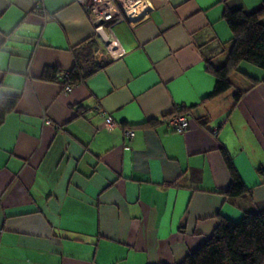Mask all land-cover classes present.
<instances>
[{
    "label": "crops",
    "instance_id": "0c3cea01",
    "mask_svg": "<svg viewBox=\"0 0 264 264\" xmlns=\"http://www.w3.org/2000/svg\"><path fill=\"white\" fill-rule=\"evenodd\" d=\"M149 2L141 23L111 27L114 58L77 0H0V97L17 98L0 126V264H179L220 219L264 212V71L241 62L205 99L206 67L231 46L224 12L264 0ZM87 40L109 61L64 93L53 76ZM177 106L183 133L167 122Z\"/></svg>",
    "mask_w": 264,
    "mask_h": 264
},
{
    "label": "trees",
    "instance_id": "16d2710c",
    "mask_svg": "<svg viewBox=\"0 0 264 264\" xmlns=\"http://www.w3.org/2000/svg\"><path fill=\"white\" fill-rule=\"evenodd\" d=\"M262 17H264V3L249 13L241 9L224 12V21L232 34L231 46L223 65L216 68L206 67V70L214 76L215 84L212 92L205 99L230 89L229 74L237 70L241 62L264 70V24L260 21ZM96 49H98L97 43L94 40H87L74 50L75 64L68 71L66 81H60L62 85L63 83L72 86L79 84L108 63L109 60L100 63L94 61L93 54ZM53 78L56 79V74ZM249 79L254 83L259 82L251 76ZM240 95L239 92L234 94L235 101ZM16 102V97H0V126L5 116L13 111ZM180 111L187 113L183 106H180ZM221 154L230 174L226 194L239 195L245 191V186L227 151L222 149ZM259 172L264 170L259 169ZM179 264H264V212L245 213L238 221L220 219L211 236L189 252Z\"/></svg>",
    "mask_w": 264,
    "mask_h": 264
},
{
    "label": "built area",
    "instance_id": "2783aa9c",
    "mask_svg": "<svg viewBox=\"0 0 264 264\" xmlns=\"http://www.w3.org/2000/svg\"><path fill=\"white\" fill-rule=\"evenodd\" d=\"M77 2L83 7L93 25L98 45L105 48L114 58L121 57L123 51L118 46L111 27L121 21H127L130 24L141 23L151 8L149 0H77ZM67 77L66 71L56 74V79L59 81H66ZM71 87L72 85L63 83L62 90L68 93ZM97 111L102 114L105 127L111 129L113 122L110 116L98 107ZM167 122L173 131L183 133L189 128V115L180 111V107L177 106ZM133 135L132 129L126 130V137L130 138Z\"/></svg>",
    "mask_w": 264,
    "mask_h": 264
},
{
    "label": "rangeland",
    "instance_id": "374dc122",
    "mask_svg": "<svg viewBox=\"0 0 264 264\" xmlns=\"http://www.w3.org/2000/svg\"><path fill=\"white\" fill-rule=\"evenodd\" d=\"M98 63V62H97ZM249 67H251V69H253L254 71H264V70H261L259 68H256L255 66L251 65V64H247Z\"/></svg>",
    "mask_w": 264,
    "mask_h": 264
}]
</instances>
